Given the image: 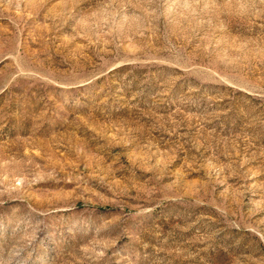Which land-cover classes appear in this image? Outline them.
Wrapping results in <instances>:
<instances>
[{
  "label": "rangeland",
  "instance_id": "rangeland-1",
  "mask_svg": "<svg viewBox=\"0 0 264 264\" xmlns=\"http://www.w3.org/2000/svg\"><path fill=\"white\" fill-rule=\"evenodd\" d=\"M0 264H264V0H0Z\"/></svg>",
  "mask_w": 264,
  "mask_h": 264
}]
</instances>
